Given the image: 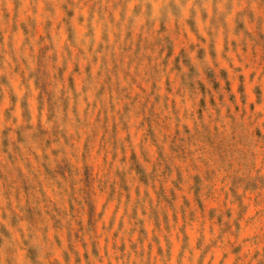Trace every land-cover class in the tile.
<instances>
[{"label": "rangeland", "instance_id": "374dc122", "mask_svg": "<svg viewBox=\"0 0 264 264\" xmlns=\"http://www.w3.org/2000/svg\"><path fill=\"white\" fill-rule=\"evenodd\" d=\"M0 264H264V0H0Z\"/></svg>", "mask_w": 264, "mask_h": 264}]
</instances>
